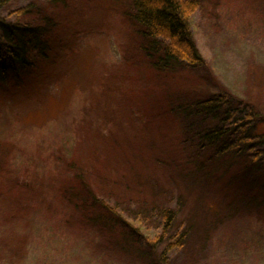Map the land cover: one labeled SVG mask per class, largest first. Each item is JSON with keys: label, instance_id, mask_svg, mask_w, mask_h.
<instances>
[{"label": "rangeland", "instance_id": "374dc122", "mask_svg": "<svg viewBox=\"0 0 264 264\" xmlns=\"http://www.w3.org/2000/svg\"><path fill=\"white\" fill-rule=\"evenodd\" d=\"M198 1L190 31L204 66L182 61L175 78L149 66L130 0H12L3 9L25 8L9 17L22 21L46 11L55 27L50 58L0 83V264H144L132 244L80 219L63 190L74 170L67 161L106 167L111 151L124 157L120 175L137 187L118 196L96 175L90 184L117 209L120 225L163 238L155 258L167 246L166 264H264V202L238 197L256 193L264 201V175L253 178L244 159L224 156L206 182L186 172L180 118L169 107L224 92L264 115V0ZM141 161L156 165L145 172ZM146 174L168 188L156 193L157 208L146 203L150 186L140 185ZM167 206L176 215L165 232L159 210ZM182 232L187 244L171 245ZM143 236L129 242L144 249Z\"/></svg>", "mask_w": 264, "mask_h": 264}, {"label": "trees", "instance_id": "16d2710c", "mask_svg": "<svg viewBox=\"0 0 264 264\" xmlns=\"http://www.w3.org/2000/svg\"><path fill=\"white\" fill-rule=\"evenodd\" d=\"M10 1L12 0H0V83L6 80L9 73L18 75L21 68H27L26 73L29 74L36 66L35 62L50 58L47 51L49 35L55 27L53 16L46 11L39 12L40 20L38 21L35 19L22 21L16 17L9 19L13 12L20 14L25 10V8H16L2 14ZM51 1L53 3L58 0ZM130 2L133 12L129 15V19L137 25L138 36L141 37L139 46L152 70L157 74L175 78L174 74L180 69L182 61L196 64L195 67L203 65L202 55L190 31V15L199 8L198 0H130ZM169 107L174 117L180 118L178 150L184 153V157L179 163L183 162V165L187 166L189 170L186 172L194 176L203 175V180L206 182L211 175L209 173L211 166L215 165L217 159L224 156L244 159L245 171L250 169L253 178L264 175L262 174L264 172V115L254 104L222 92L182 99ZM256 126L260 127L258 129L260 131H255ZM122 158L124 157L111 151L105 162L106 167H97L87 161L83 163L85 158L82 160L71 158L66 165L69 164L70 168H74L73 175L70 174L63 190L65 189L68 197L76 202L77 213L84 222H94L103 230L106 227V231L107 229L113 231L119 241L132 244L135 251L139 252L144 264H166V259L163 260L162 255L168 253V247L164 246L162 255L159 254L158 259L155 258L156 252H154L156 244L162 242L163 238H158V242H154L143 236L142 232L137 233L140 232L138 228H131L128 224L120 225L119 221L124 222V220L121 219L117 209L97 198L92 183L90 184L92 175H96L104 183L105 189L118 196H122V190L124 194L128 189L137 187L136 181L129 183L128 173L120 175L118 162L122 161ZM155 158L158 165H164L163 161L167 165L171 162L167 158ZM145 162L144 164L140 162L145 172L151 169L149 165H156L155 161L152 164ZM146 175L148 177L140 185L143 184V188L150 186L148 188L151 197L146 200V203L157 208V203L160 201L156 193H165L168 188L165 189L157 181L154 183L153 175ZM184 175L187 174L184 173ZM212 179L216 183L214 177ZM176 183L178 182L174 184ZM164 197L166 199L167 196ZM238 197L240 201L248 204L264 202L258 199L256 193ZM86 201L90 205H87ZM154 210L157 211V209ZM159 212L165 220L164 231L166 232L174 222L176 211L167 206ZM132 233L142 235L147 247L145 246L144 249L139 247L140 250H137L135 243L129 242L134 241ZM184 233L176 236V241L171 242V245L178 244L181 247L187 244Z\"/></svg>", "mask_w": 264, "mask_h": 264}]
</instances>
